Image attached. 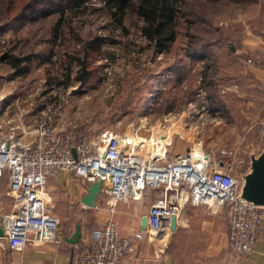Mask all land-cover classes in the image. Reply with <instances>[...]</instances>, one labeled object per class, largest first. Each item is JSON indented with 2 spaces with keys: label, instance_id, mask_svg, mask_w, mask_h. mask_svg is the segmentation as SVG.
<instances>
[{
  "label": "rangeland",
  "instance_id": "obj_1",
  "mask_svg": "<svg viewBox=\"0 0 264 264\" xmlns=\"http://www.w3.org/2000/svg\"><path fill=\"white\" fill-rule=\"evenodd\" d=\"M89 1L98 5L99 0ZM236 1L222 0L220 6L241 7V26L250 20L246 15L251 11L255 12L257 16L254 23L259 26L262 19L259 16L263 17L260 12H264V0H239L241 3L235 4L238 3ZM228 11L231 12V9ZM228 11H219L225 14L220 13L213 24L223 25L226 30L230 29L234 22L228 24L225 16ZM53 17L54 15L32 22H12L9 25H5L1 19L0 119L5 103L11 105V100H15L14 110L17 112L21 107L24 110V107L30 106V101L32 104L35 102L34 105L31 104L32 108H37L36 105L43 107L45 104L59 103V107L50 109L51 120L57 116L65 120L70 119L77 122V126L84 125L80 131L85 133H91L96 128H105L119 135L135 133L140 152L150 147L144 139H156L159 133H163L171 139L166 145V157L188 146L197 150L210 149L211 157L214 161L222 162L223 170L238 176L240 181L244 180L250 171V160L256 157L264 146V104L261 107L258 101L246 104L245 100H242L235 107L226 92H218L223 99L224 110L221 112L216 109L217 117L212 118L211 112L208 113L200 107L206 105L212 108L208 106L205 87L202 86L204 99L195 95L196 89L200 88L197 84L203 72L207 77L223 75L226 79L233 73L245 72H237V59H233L226 46L218 52L219 58L216 59H213L211 53L204 59H179L180 51L177 49L185 40V32L178 22L172 44L156 54L139 35L138 21L134 17L124 18L125 30H111L106 23V13L102 9H87L71 16V21L76 23L78 28L68 31L65 26L61 30L62 35L53 41L50 34ZM92 34L101 35L104 40L98 52L85 56L87 69L93 68L90 80L81 85L69 80L66 85L58 82L65 79V71L68 78L73 77L77 66L74 57L83 53L80 42L75 41V38L86 39ZM49 47H52V56L50 60H43L44 57L40 55L47 53ZM36 52H40V55ZM26 53H31V59L27 65L28 71L23 74H15L5 59L1 58L2 54L6 57ZM190 90L194 92L191 94ZM30 91H50L49 95L53 96L37 98L26 95ZM169 105L171 107L168 110ZM23 115L24 112L21 116ZM1 178L0 186L5 192L6 174L3 173V179ZM3 199L11 204V198L6 193ZM203 209L213 222L214 237L219 223L225 221L226 206H221L215 212L205 207ZM100 210L102 209L86 206L68 210L65 214L61 211V214L69 221L82 224L91 221L92 224L98 225L95 219H100L96 215L101 212L96 211ZM152 236L157 239L158 233ZM191 252L195 256V251ZM183 255L191 257L188 253ZM198 259L200 262H206L208 257L203 254Z\"/></svg>",
  "mask_w": 264,
  "mask_h": 264
},
{
  "label": "built area",
  "instance_id": "obj_2",
  "mask_svg": "<svg viewBox=\"0 0 264 264\" xmlns=\"http://www.w3.org/2000/svg\"><path fill=\"white\" fill-rule=\"evenodd\" d=\"M219 90H224L220 83ZM203 92L199 88L195 95L204 99ZM8 106L5 103L3 114ZM56 107L59 103L43 106L29 141L19 139L23 129L17 119L23 107L6 120L0 119V175L6 173L5 193L11 198L10 209L0 212L2 248L21 249L27 242L59 237L58 216L45 194V184L58 170H67L85 186L100 179V190L91 207L107 214L105 220L90 228L84 241L70 244L67 264H118L123 257H135L140 240L147 239L150 232L162 231L169 217H176L187 201L211 212L226 206L227 247L235 256L252 251L264 225L262 207L242 196L244 180L223 170L208 152L188 146L166 157V145L171 140L166 134L149 139V149L140 152L135 133L119 135L105 128L85 133L76 131L77 122L70 119L64 126L55 127L49 113ZM200 107L211 112L212 118L217 117L216 109ZM149 187L155 194L144 213L145 225L129 235L121 234L112 218L116 206L142 199Z\"/></svg>",
  "mask_w": 264,
  "mask_h": 264
},
{
  "label": "crops",
  "instance_id": "obj_3",
  "mask_svg": "<svg viewBox=\"0 0 264 264\" xmlns=\"http://www.w3.org/2000/svg\"><path fill=\"white\" fill-rule=\"evenodd\" d=\"M239 14L240 11H237L234 13L233 17L229 18V25L231 21L234 23L230 29L226 30L228 36L227 41L221 44H213L210 48L211 56L213 59L219 58L218 52L223 46H226L228 52L233 55V59H237V61L235 60V63L239 65L237 72L240 70L245 71L244 73H233L226 79V83L220 84L224 87L223 92L229 95V100L232 102L233 106L236 107L238 106V102L245 100L246 104H252V102L258 101L261 107H263L264 12H260L263 17L259 16L260 19L262 18L259 26H256L254 23V18L257 16L255 12L251 11V13L246 15L250 20L245 21V23L243 22L244 24L242 26ZM171 44L172 42L170 45ZM182 46L183 42L180 43V48L177 49L180 51H178L179 59L187 58V56L182 54ZM159 53L161 52L156 54ZM247 57L250 59L248 62L245 61ZM215 80L216 82H220L217 79ZM199 83L198 81L197 87L203 89ZM232 84H235L234 88ZM217 85L219 88V83ZM49 92L50 91H43L36 93L35 91H30L26 93V95L36 96L37 98H50L53 95H49ZM12 102L15 103V100H11V105H9L10 109L3 114V120L13 116L14 103ZM28 104H30V106L24 107V115L17 119L23 129V131L19 133V139L22 141H29L33 138L32 127L36 122L37 116L39 117V114L43 111V107L38 105H36L37 108H32L31 101ZM34 104L35 102L32 105ZM29 109L30 111H28ZM52 119V123L55 127L64 126L66 121L60 116L53 117ZM171 123L169 124L170 126ZM144 140L148 143L147 139ZM199 150L206 151L211 155L210 149ZM85 189L86 186L84 181L71 171L58 170L54 175L48 177L45 184V194L53 202L54 212L58 216L59 237L57 236L55 239L40 243L27 242L21 249H5L0 245V264H67L71 246L64 238L69 236L73 231L75 221H69L67 218L65 219L64 214L68 210L86 208L81 206L79 201ZM4 193V188L0 186V212H3L5 209L7 210L11 205L3 199ZM154 194V188L149 187L145 189L142 199L128 202L127 204L119 203L116 206L112 218L121 234L129 235L136 228L143 227L140 223V217L145 213L147 205ZM184 204L179 214L175 217L174 229H168V220L167 226L163 227V230L159 232L157 239L151 236L150 238L148 236L147 239L143 237L140 240L136 256L133 258L123 257L118 264H264V225L257 233L252 251L243 256H235L227 247L225 238L226 216L225 221L223 220L219 223L218 230L213 237V222L211 217L203 212V206L194 205L188 201ZM261 207L264 214V205H261ZM87 208H91V206ZM61 211H64V214H61ZM96 212H101L99 213L100 215H96L99 216L100 219H95V221H98L97 224H100L105 220L107 214L104 210ZM78 223L80 228L78 240L84 241L90 228L95 225L92 224L91 221L86 222V224H82L81 222ZM192 250L195 251V256L192 254ZM184 253H188L191 257L183 255ZM203 254L208 257V262L199 261L198 257Z\"/></svg>",
  "mask_w": 264,
  "mask_h": 264
},
{
  "label": "trees",
  "instance_id": "obj_4",
  "mask_svg": "<svg viewBox=\"0 0 264 264\" xmlns=\"http://www.w3.org/2000/svg\"><path fill=\"white\" fill-rule=\"evenodd\" d=\"M222 0H99L98 5L89 0H0V21L5 25L12 22L36 21L52 16L50 25L51 39L54 41L61 34L62 29L67 26L68 31L78 28L77 24L71 21V16L83 13L88 10H103L106 13V23L108 28L125 30L124 18L132 16L138 21V33L145 40L153 53H158L170 45L177 32V24L181 23L185 32V40L182 46V54L191 59H204L211 53L213 44H221L227 41L226 27L214 25L213 21L223 12L228 11L227 20L233 17L237 11H242L241 7L220 6ZM236 1V0H233ZM240 4L239 0L236 1ZM223 8V9H222ZM223 11L221 14L215 10ZM229 24V23H228ZM80 25V24H79ZM74 26V27H73ZM90 32V31H89ZM90 34V33H89ZM104 38L98 34H92L89 38L76 37L75 41L80 42L83 51L81 56L74 57L76 69L72 78H68V73H64L61 82L74 81L79 85L87 83L92 77L93 68L87 69L85 56L98 52ZM31 53L25 55H1L8 66L15 74H23L28 71L27 65L30 62ZM40 55V52H36ZM43 60H50L52 47L47 53L41 54ZM7 58V59H6ZM68 71V69H67ZM220 82H216V80ZM226 77L217 75L213 77L202 74L200 85L205 87L208 106L224 110L223 99L220 98L218 83H226ZM191 94L194 90H190ZM171 106H167L169 110ZM84 125L77 126L76 131L83 129ZM5 173V172H3ZM3 173L0 178L3 179ZM6 174V173H5Z\"/></svg>",
  "mask_w": 264,
  "mask_h": 264
},
{
  "label": "water",
  "instance_id": "obj_5",
  "mask_svg": "<svg viewBox=\"0 0 264 264\" xmlns=\"http://www.w3.org/2000/svg\"><path fill=\"white\" fill-rule=\"evenodd\" d=\"M219 165H222V162L218 161ZM100 190V179L95 178L90 181L86 186L84 193L79 198V201L90 207L93 204V201ZM241 194L243 197L250 199L256 204L264 205V148L260 153L251 159L250 161V171L245 175L243 184L241 186ZM140 223L145 225V215H141ZM175 226V217H169L168 229L172 230ZM1 226H0V235H1ZM80 233L79 223H74V229L69 236L65 237L68 243H73L78 240Z\"/></svg>",
  "mask_w": 264,
  "mask_h": 264
},
{
  "label": "bare ground",
  "instance_id": "obj_6",
  "mask_svg": "<svg viewBox=\"0 0 264 264\" xmlns=\"http://www.w3.org/2000/svg\"><path fill=\"white\" fill-rule=\"evenodd\" d=\"M154 233H158V231L157 232H150V234H149V238H150V236L151 237H153L152 235L154 234ZM159 234V233H158ZM155 239V238H154ZM161 241V240H160Z\"/></svg>",
  "mask_w": 264,
  "mask_h": 264
}]
</instances>
